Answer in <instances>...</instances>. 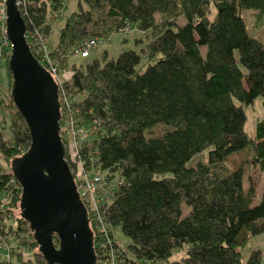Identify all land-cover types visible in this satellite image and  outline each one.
Instances as JSON below:
<instances>
[{
  "label": "trees",
  "instance_id": "16d2710c",
  "mask_svg": "<svg viewBox=\"0 0 264 264\" xmlns=\"http://www.w3.org/2000/svg\"><path fill=\"white\" fill-rule=\"evenodd\" d=\"M67 4L26 0L20 8L37 59L30 34L51 40L48 19L64 18L57 13ZM76 6L49 54L69 69L62 84L72 102L67 114L85 133L83 171L118 179L102 207L108 229L119 228L130 241L115 264H264L260 249L242 254L248 239L264 232V189L257 195L251 182L244 185L250 168L264 176V100L253 134L245 129L247 108L264 99V42L249 35L241 15L253 9L264 22V0H77ZM113 30H138L147 39L115 56L102 49L77 61L67 57ZM8 99L17 119L8 138L0 131V155L9 165L30 137ZM158 124L170 128L153 135ZM199 155L206 160L196 161ZM235 155L243 158L233 163ZM7 166L0 165V246L8 256L0 264H47L20 216L21 189ZM89 226L97 243L99 230L91 220Z\"/></svg>",
  "mask_w": 264,
  "mask_h": 264
},
{
  "label": "water",
  "instance_id": "95a60500",
  "mask_svg": "<svg viewBox=\"0 0 264 264\" xmlns=\"http://www.w3.org/2000/svg\"><path fill=\"white\" fill-rule=\"evenodd\" d=\"M5 7L10 98L30 137L27 150L10 162L21 189L20 216L47 264H97L87 208L60 136L58 85L30 50L16 0H5Z\"/></svg>",
  "mask_w": 264,
  "mask_h": 264
},
{
  "label": "built area",
  "instance_id": "2783aa9c",
  "mask_svg": "<svg viewBox=\"0 0 264 264\" xmlns=\"http://www.w3.org/2000/svg\"><path fill=\"white\" fill-rule=\"evenodd\" d=\"M26 0H16L17 6L20 10L22 5ZM0 69L3 64L7 63L8 58L11 54L12 45L10 40L7 37L6 32V8H5V0H0ZM26 38L27 35L25 34ZM30 43L32 46H36V53L39 56V61L45 67V69L51 74L53 79L58 85V101L60 105V136L66 140L68 144V152L69 157L72 161L76 163L77 171L82 170V177L78 178V183L76 184L77 191L79 196L84 203L85 207L90 210V217L88 215L89 221L91 220L93 223L100 221V224L96 226L99 235H101L102 239H99L97 243L94 242L93 236V247L97 257V264H115L119 259L118 251L123 252V248L120 245L115 247V240L111 237L110 233H113L103 222L102 215V207L107 203L109 192L114 189L109 187V182L107 176H103V172L101 170L96 169L95 173L92 176H87L83 171V165L80 158V145L82 140L85 137V133L72 123V119L68 115L67 112L72 105L71 101L66 97L64 88H63V80L65 79V75L61 76L58 74L59 66L58 61L50 56L51 50V40L49 37H43V35L36 31L30 34ZM105 42L103 39L93 38L86 40L85 46L80 48L75 47L73 52L80 55V57H87L90 54V49L92 47L97 46ZM69 76V75H66ZM60 88V95H59ZM61 113L63 116L61 118ZM62 124V125H61ZM62 129V130H61ZM67 155V152H66ZM77 175V173H76ZM87 205V206H86ZM87 208V210H88ZM116 244V243H115ZM119 262V261H118Z\"/></svg>",
  "mask_w": 264,
  "mask_h": 264
},
{
  "label": "rangeland",
  "instance_id": "374dc122",
  "mask_svg": "<svg viewBox=\"0 0 264 264\" xmlns=\"http://www.w3.org/2000/svg\"><path fill=\"white\" fill-rule=\"evenodd\" d=\"M76 4H77V0H68V4L64 11V14L62 10L57 13L58 15H61V16L64 15L63 16L64 18L60 19V18H57L55 15H52V17L48 19L50 20L49 22L51 24V31H52L51 40L52 41L55 42L57 40L58 29L60 28V26H62L66 17H68L72 12L77 11L78 8ZM81 4H82L81 6L83 7V9L87 8L86 5H84V3H81ZM0 7H1V4H0ZM213 15H214V7L212 8V12L210 14L211 18ZM241 15L245 22L249 35L260 40L261 42H264V22L262 21L260 15L258 14V11L253 10V9H244L243 11H241ZM96 17L98 21V23L96 24V27L98 28L101 25H103L102 19L104 18V14L99 12L96 15ZM184 21H185L184 17L178 18L179 23H183ZM146 37L147 36L145 33H140L138 30H133L126 34L124 33L120 34L113 30L110 34V37L106 38L105 42H103L102 44L92 47V49H90V53L93 55V54L99 53L102 49H106L109 55L115 56L122 49H126L129 47L138 49L141 46V43L139 44L137 40L143 39L144 41H146L147 39ZM71 53L72 54L67 56L70 58V61H77V59L79 60L80 58L79 54L73 51ZM64 71L66 73H64ZM59 73L61 76L65 74L68 75L69 69L66 68L65 70H63L61 69V67H59L58 74ZM7 81H8V78H7L6 67H5V64H3L0 69V99L2 101L0 102V131L6 138L10 136L11 123H13L17 119L14 113L15 109L10 105V101L8 99V95L10 96V91L8 90V87H7ZM9 89H10V86H9ZM263 100L264 99L262 97L257 98L254 101V104L248 107L246 110L247 111V121H246L245 129L251 135L253 134L255 122L262 115ZM169 128L170 127L167 125L158 124L152 129V132H153V135H160L164 131L168 130ZM242 158H243L242 155L232 156V160H233L232 162L233 163L239 162ZM195 160L205 161L206 157L203 155L202 156L199 155L195 158ZM0 165L2 167H5L8 165L7 160L2 155H0ZM8 166L10 167V163ZM81 172L82 170L76 171L78 178L82 177ZM94 173L95 171H91L87 173L86 175L92 176V174ZM251 173H252V169L250 168L248 174H246V177L244 178V185L246 187L248 186L249 182H251V185L254 187L257 195H260L264 189V176L262 173L260 174H251ZM102 174L103 176L105 175V173H102ZM248 176L250 177V179ZM116 180L118 181L116 177L108 180L109 182L108 185L110 188H113L115 187V185H117L118 182H116ZM98 224H100V221L96 220L95 226H97ZM113 235L115 238L114 240H116L119 243V245L122 246V248H125L128 251V245L130 241L128 238L123 236L119 228H116ZM98 237L99 239L103 238V237L101 238V235H99ZM5 248L6 247H3V245L0 246V260H2L3 258H7L8 256ZM254 249L261 250L262 257L264 260V232L258 235H254L248 239L247 243L244 245L242 249V254L244 258H246L248 254Z\"/></svg>",
  "mask_w": 264,
  "mask_h": 264
}]
</instances>
